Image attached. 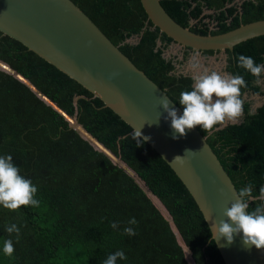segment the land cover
<instances>
[{
    "label": "trees",
    "instance_id": "obj_1",
    "mask_svg": "<svg viewBox=\"0 0 264 264\" xmlns=\"http://www.w3.org/2000/svg\"><path fill=\"white\" fill-rule=\"evenodd\" d=\"M102 33L182 110L179 96L192 77L178 75L163 57L174 43L145 14L139 0H71ZM179 25L199 35H219L264 19V0H159ZM212 14L202 16L203 10ZM215 25L210 28L205 18ZM137 38L136 43L128 40ZM191 51L189 48H185ZM214 55L219 51H202ZM226 71L241 75L245 93L263 95L259 81L238 66V56L264 65V36L226 50ZM0 62L28 80L144 183L83 139L52 106L23 82L0 69V156H12L20 174L38 189L39 207L10 211L0 206V264H103L122 250L117 264H224L195 201L171 168L147 144L137 147L133 130L102 101L19 42L0 32ZM196 129L237 192L253 185L249 211L264 206V102L254 112L243 100L239 123ZM142 184V183H141ZM165 210V211H164ZM168 213L172 224L162 214ZM135 218L138 223L129 225ZM112 222L118 223L113 229ZM15 224L16 233L6 229ZM174 227V230L172 228ZM133 227L136 235L124 233ZM179 237L186 247L183 248ZM14 253H3L5 240ZM187 251V250H186Z\"/></svg>",
    "mask_w": 264,
    "mask_h": 264
},
{
    "label": "water",
    "instance_id": "obj_2",
    "mask_svg": "<svg viewBox=\"0 0 264 264\" xmlns=\"http://www.w3.org/2000/svg\"><path fill=\"white\" fill-rule=\"evenodd\" d=\"M139 1L154 27L174 43L193 51H232L242 42L264 36V19L240 25L219 35H199L176 23L159 0ZM0 32L93 94L133 131L142 128V134L151 137L146 143L171 168L195 201L210 233L212 225L226 219L223 212L235 201L238 192L206 139L196 127L186 130L185 137L172 138L171 121L170 118L165 119L167 113L160 105L161 98L169 99L170 107L175 108L178 116L182 115V110L71 0H0ZM0 66L58 111L67 119L70 128L96 150L106 154L145 192L150 193L141 179L95 141L75 118L71 122L28 80L4 63L0 62ZM157 120L159 123H154ZM177 156L181 158L174 160ZM179 242L186 249L181 237ZM214 243L224 264H264V249L245 247L241 235H236L231 245H226L223 238ZM186 250L190 257V262H187L193 264L191 253Z\"/></svg>",
    "mask_w": 264,
    "mask_h": 264
},
{
    "label": "clouds",
    "instance_id": "obj_3",
    "mask_svg": "<svg viewBox=\"0 0 264 264\" xmlns=\"http://www.w3.org/2000/svg\"><path fill=\"white\" fill-rule=\"evenodd\" d=\"M238 66L245 69L253 77H261L264 73V65L257 64L253 57L239 55ZM192 71L193 85L191 90L180 93L179 104L183 107L182 115L178 116L175 108L170 107L169 99L161 98L160 105L167 113L165 119L170 118V127L173 130L172 138L178 139L187 135L186 130H192L200 126L204 132H211L217 125H225L227 122L235 123L243 115V100L241 89L247 87V82L241 75L220 74L217 71H209L201 62L200 52L194 51L189 63ZM159 123V120L154 122ZM140 129H134L133 140L137 147H142L151 137L144 136ZM186 152H193L186 150ZM181 157L177 156L174 160ZM253 185L248 184L236 194V199L231 206L226 208L222 219L216 225L211 226L212 240L219 241L223 238L226 245H231L236 235H241L245 247L254 246L256 249H264V206H258L249 211L246 200L251 196ZM37 187L30 179L20 174V169L13 163L12 156H0V206L10 211H16L21 206L39 207L40 201L35 198ZM138 221L133 217L128 221L129 225H136ZM118 228L117 222L110 225ZM213 228L215 231H213ZM6 231L16 233L19 239V228L12 224ZM124 233L128 236L136 235L133 227H126ZM13 241L7 239L3 243V253L12 257L14 253ZM127 257L122 250H118L107 256L103 264H117L119 260Z\"/></svg>",
    "mask_w": 264,
    "mask_h": 264
},
{
    "label": "rangeland",
    "instance_id": "obj_4",
    "mask_svg": "<svg viewBox=\"0 0 264 264\" xmlns=\"http://www.w3.org/2000/svg\"><path fill=\"white\" fill-rule=\"evenodd\" d=\"M237 2H240V0H237ZM209 14H212V12L204 9L202 16H204V15L207 16ZM203 22L208 23L210 28H214L215 23L212 20H210L208 17L205 18L203 20ZM128 42H130L132 44L136 43L137 38L135 37L133 39H130V40H128ZM193 52H194L193 50H191V51L185 50V48L179 44L171 43L164 50L163 57L165 59H172L173 60V64L175 67V73L176 74L187 75V76L192 77L193 73L189 69L188 63H189V60H190ZM200 59H201L202 64L204 65V67L209 69V71H217L222 75L223 74H229V73H227V71L225 69L226 64H227V62H226L227 55L224 52H219V53H216L214 55H204L200 52ZM0 69H1V66H0ZM259 84L261 86V89L264 91V73H263V78L259 81ZM243 100L250 104V110H251V112H254L255 109L257 107H259L260 105H262V103L264 102V94L263 95H253L250 93H245L243 95ZM241 119H242V116L235 123H239L241 121ZM227 124H233V123L227 122L225 125H227ZM225 125H221V127H223ZM162 214H163V212H162ZM163 215L167 218L165 213ZM168 221H169V219H168ZM172 228L174 230L173 226H172ZM184 252H185L186 259L190 262V257H189L188 252L186 250H184Z\"/></svg>",
    "mask_w": 264,
    "mask_h": 264
}]
</instances>
